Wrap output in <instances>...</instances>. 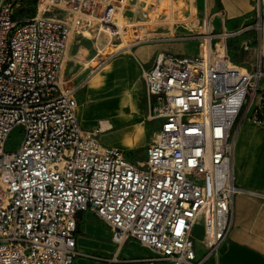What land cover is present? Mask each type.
<instances>
[{
    "label": "built area",
    "instance_id": "obj_1",
    "mask_svg": "<svg viewBox=\"0 0 264 264\" xmlns=\"http://www.w3.org/2000/svg\"><path fill=\"white\" fill-rule=\"evenodd\" d=\"M148 1L40 0L33 18L18 21L14 0H0V264H73L79 215L87 211L107 223L118 246L133 239L156 253L152 260L172 264H205L229 237L232 202L242 191L233 167L236 127L264 126V68L235 63L229 43L250 32L257 37L241 42L244 51L260 41L261 0L247 24L228 28L219 11V29L190 26L189 19L165 25L170 35L152 33L157 37L127 46L199 44L196 54L159 50L141 67L148 115L159 128L135 162L102 142L100 126H82L78 87L66 70L74 34L122 40L119 15L142 22L137 16L148 18L161 2ZM55 10L68 19L48 14ZM17 127L23 139L6 150ZM200 218L201 255L193 238Z\"/></svg>",
    "mask_w": 264,
    "mask_h": 264
},
{
    "label": "crops",
    "instance_id": "obj_2",
    "mask_svg": "<svg viewBox=\"0 0 264 264\" xmlns=\"http://www.w3.org/2000/svg\"><path fill=\"white\" fill-rule=\"evenodd\" d=\"M255 2L256 0H193V4L191 1L190 5L194 6V14L189 25L204 27L209 23L213 29H219L222 23L219 11L224 12L228 28L247 24L254 18ZM175 8L177 11H183L186 5L180 2L175 4ZM161 10L159 3V8L155 11L158 18L161 16ZM261 12L260 41L253 44L251 50L244 51L241 48V42L247 38L253 39L255 32H250L243 39L229 43L230 55L232 46L238 47L239 51L243 52L255 51L256 60L250 63V67L260 61L264 68V0H261ZM48 14L63 20L68 19V14L64 11L55 10ZM90 39L93 37L80 34H74L71 38L69 48L71 58L66 70L70 86H72L71 82L81 75L79 73L82 69L81 63L77 58L83 56L82 49L90 51L83 42ZM72 42L73 46H76L74 49ZM150 42L152 41L144 43ZM144 43L140 42L125 48L122 55L115 56L119 51L114 52L112 54L114 57H107L96 70H93V67L90 68V75L93 76L92 83L88 86L84 96L82 95L83 97L77 93L78 117L86 130L99 126L102 128L101 121L104 120L109 121L113 129L116 124L123 122L127 117L125 114L127 106L132 105L134 108L139 106L137 92L142 85L141 67H149L157 51L171 50V47L187 44L186 42ZM113 46L117 45L113 44ZM95 48V56H98L101 49H97L96 41ZM174 52L196 54L188 51ZM232 60L234 61L233 58ZM234 62L246 66L244 62ZM77 85L73 87H78ZM83 122L87 125H83ZM102 130L101 140L104 142L103 138L107 131L103 128ZM105 145L116 147L111 143ZM233 167L235 183L242 189L234 196L232 202L233 228L229 237L220 246L218 254L212 256L205 264H264V196L257 195H264V126L249 121L237 124ZM77 248L80 255L73 264H172L167 260H152L156 253L136 240L129 239L121 246L115 244L111 239L110 227L93 211L79 215ZM196 251L199 255L203 254L204 243L196 244Z\"/></svg>",
    "mask_w": 264,
    "mask_h": 264
},
{
    "label": "rangeland",
    "instance_id": "obj_3",
    "mask_svg": "<svg viewBox=\"0 0 264 264\" xmlns=\"http://www.w3.org/2000/svg\"><path fill=\"white\" fill-rule=\"evenodd\" d=\"M40 0H14L15 2V19L18 21L31 19L36 15L37 6ZM148 1V0H147ZM151 0L148 1V4ZM161 0L160 4L162 7L161 16L159 18L155 13L149 12L147 17L137 16L135 20H141L132 22L131 19H128L120 14L119 21L116 22L117 32L120 33L121 38H110L107 34L102 33L101 35H94L93 33L87 32L86 35L88 37H93V39L83 41L86 46L90 49L87 51L86 49H82L83 56L77 58L81 63V70L78 79L71 82V85L78 84L77 93L81 94V97L84 96L88 86L93 81V76L90 75V68L93 67V70H96L100 67L101 63L108 58L114 57L112 54L114 52H118L116 55H122V52L125 48H128V45H131L134 42L146 40V38H154L157 37L156 34L158 32L170 35L173 22H188L189 19L191 21L194 13V6L190 5L191 2L188 3V0ZM192 1V0H190ZM184 3L186 8L183 11H177L175 8V4ZM190 5V6H189ZM138 8H141V3L138 2L136 5ZM155 6V5H152ZM159 6V5H158ZM153 8V7H152ZM151 7L148 10L152 9ZM158 8V7H157ZM170 8L172 11H170ZM143 10V8H142ZM57 11V10H56ZM187 11L189 14L187 15ZM181 14V16H180ZM192 14V15H191ZM191 15V16H190ZM163 16V17H162ZM131 21V22H130ZM157 24H162L164 29L156 28ZM169 25L166 27L165 25ZM183 24V23H182ZM189 24V23H188ZM110 26V25H108ZM181 26V25H180ZM105 30H108V27L103 26ZM176 29V28H175ZM178 30H182L181 27L177 28ZM81 38V37H78ZM75 38L73 39V41ZM85 40V39H84ZM95 41L97 42V49H101V53L98 56L95 51ZM144 43V42H142ZM159 44L166 42H150L144 44ZM169 43V42H168ZM186 45H182L179 47H171V51H188L190 53H197L199 50V44L197 42H186ZM75 44V43H74ZM117 45V46H113ZM141 44V45H144ZM76 46H73L74 49ZM232 58L236 62H244V65L250 67V63L255 62V51L253 52H243L239 51L238 47L232 46ZM127 54H130L127 52ZM142 78V77H141ZM141 81L140 90L137 92V103L139 106L132 107V105L127 106L125 117L123 122H120L114 126V129L107 131L105 133V137L103 138V143H111L115 145L118 149L123 151L125 156L132 161H140L146 157V151L149 144L152 142L156 131L159 128V122L155 119H151L148 115V100L145 92V84L143 79ZM143 81V82H142ZM130 87H132L130 85ZM130 90V88H129ZM133 91V90H132ZM83 95V96H82ZM80 97V98H81ZM83 125H87L83 122ZM113 126V125H112ZM23 139V131L20 127L15 128L10 134L7 143L6 150H12L17 147ZM193 238L197 245H201L205 240V221L203 218H200L196 221L193 229Z\"/></svg>",
    "mask_w": 264,
    "mask_h": 264
},
{
    "label": "bare ground",
    "instance_id": "obj_4",
    "mask_svg": "<svg viewBox=\"0 0 264 264\" xmlns=\"http://www.w3.org/2000/svg\"><path fill=\"white\" fill-rule=\"evenodd\" d=\"M101 125H102V128L104 129V131H108V130L112 129V124L107 120L101 121Z\"/></svg>",
    "mask_w": 264,
    "mask_h": 264
}]
</instances>
